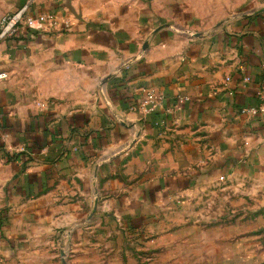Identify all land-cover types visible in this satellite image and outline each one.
Instances as JSON below:
<instances>
[{
	"label": "crops",
	"instance_id": "1",
	"mask_svg": "<svg viewBox=\"0 0 264 264\" xmlns=\"http://www.w3.org/2000/svg\"><path fill=\"white\" fill-rule=\"evenodd\" d=\"M88 2L9 4L59 25L0 41V264H131L193 189H264V0Z\"/></svg>",
	"mask_w": 264,
	"mask_h": 264
},
{
	"label": "rangeland",
	"instance_id": "2",
	"mask_svg": "<svg viewBox=\"0 0 264 264\" xmlns=\"http://www.w3.org/2000/svg\"><path fill=\"white\" fill-rule=\"evenodd\" d=\"M11 1L0 0V18ZM77 1L115 5L138 0ZM184 1L224 9L238 0ZM127 249L131 264H264V189L243 178H220L193 189L172 206L154 232L128 239Z\"/></svg>",
	"mask_w": 264,
	"mask_h": 264
},
{
	"label": "built area",
	"instance_id": "3",
	"mask_svg": "<svg viewBox=\"0 0 264 264\" xmlns=\"http://www.w3.org/2000/svg\"><path fill=\"white\" fill-rule=\"evenodd\" d=\"M30 10V6L25 5L24 7L2 17L0 20V41L18 37L19 31L22 27H25L27 30L33 32L36 31L39 26L41 29H47L50 27H57L59 25V19L56 14L44 13L33 16ZM63 25L66 30L70 27L69 23L66 22L63 23ZM5 77L6 75L4 73H0V80ZM245 81L248 82L249 78H246ZM242 112L250 116H257L258 114L264 113V108L244 109Z\"/></svg>",
	"mask_w": 264,
	"mask_h": 264
},
{
	"label": "water",
	"instance_id": "4",
	"mask_svg": "<svg viewBox=\"0 0 264 264\" xmlns=\"http://www.w3.org/2000/svg\"><path fill=\"white\" fill-rule=\"evenodd\" d=\"M62 255L64 256V253H62Z\"/></svg>",
	"mask_w": 264,
	"mask_h": 264
}]
</instances>
